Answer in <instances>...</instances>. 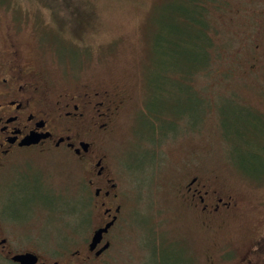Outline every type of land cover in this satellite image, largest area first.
Here are the masks:
<instances>
[{
    "label": "rangeland",
    "instance_id": "obj_1",
    "mask_svg": "<svg viewBox=\"0 0 264 264\" xmlns=\"http://www.w3.org/2000/svg\"><path fill=\"white\" fill-rule=\"evenodd\" d=\"M220 1L222 9L207 8L211 60L204 71L194 73L195 95L202 101L199 113L188 102L157 95L155 83L162 87L176 79L163 76L166 67L183 64L188 53L174 62L157 50L167 0L0 2V50L15 38L22 53L38 57L51 78L114 86L124 100L102 145L122 205L121 222L112 230L119 243L106 251L104 264H221L207 260L215 244L243 246L263 233L264 55L243 51L255 44L264 0ZM189 56L194 61L196 55ZM171 85L177 90L172 97L178 99L179 87ZM154 90L159 101L153 107L158 110V102L162 110L150 115L156 124L147 118L146 106ZM164 102L175 108H164ZM184 106L189 113L179 123L161 120ZM45 167L61 192L47 201L56 210L51 220L52 230L58 231L76 190H88L71 156L52 155ZM195 175L238 194L241 214L223 232L201 234L195 221L188 220L177 190ZM93 203L87 206L89 225L86 215L82 220L68 217L84 237L99 223Z\"/></svg>",
    "mask_w": 264,
    "mask_h": 264
},
{
    "label": "flooded vegetation",
    "instance_id": "obj_2",
    "mask_svg": "<svg viewBox=\"0 0 264 264\" xmlns=\"http://www.w3.org/2000/svg\"><path fill=\"white\" fill-rule=\"evenodd\" d=\"M259 14L264 17V2ZM256 30L252 49L243 51L247 56L264 55V21ZM40 62L24 55L15 38L0 50V264H104L106 251L119 243L112 230L121 222L122 205L102 145L124 100L114 86L53 79ZM67 154L82 172L90 206L94 201L98 210L99 223L86 237L79 225L64 224L65 218L52 230L51 197L61 192L45 166L52 155ZM214 184L195 175L177 190L188 220L205 235L223 232L242 209L238 194ZM83 192L76 190L74 197L79 200ZM104 227L91 248L95 230ZM215 245L209 263L264 264V230L243 246Z\"/></svg>",
    "mask_w": 264,
    "mask_h": 264
},
{
    "label": "trees",
    "instance_id": "obj_3",
    "mask_svg": "<svg viewBox=\"0 0 264 264\" xmlns=\"http://www.w3.org/2000/svg\"><path fill=\"white\" fill-rule=\"evenodd\" d=\"M0 2L3 3V0H0ZM167 2L168 3H166V5L164 6L165 11L162 16L166 18V21H162V18H160L161 16H158L161 22L164 23L161 24L162 33H160L159 31L160 34H157V50L161 52L164 58H170L174 62H176L177 59H181L182 53H188L184 54L185 56L183 57V59L185 58L187 61L182 62L183 64H171L167 66L166 69L164 68V77L170 79L171 77H174L176 79L174 81H166V84L168 85H164L162 87L157 86V84L155 83L156 91L158 88L157 95L167 94L165 96L166 100L175 98V101L181 100L183 101V103L188 102L189 109L192 111V106H195L196 108H198L199 113V107L202 101L199 96L195 95L196 88L193 86L195 82L194 73L202 72L206 69V67L209 65L212 54V39L210 37V33L208 32L210 29V25H212V19H210V22L207 19L210 16H208L207 8L211 5V10L215 8L222 9L224 3L220 0H167ZM163 49L164 52H162ZM175 50H177V52H175ZM191 52L196 55L194 61H189L191 60L189 56ZM190 64L192 66L189 67ZM173 83L177 84L179 87V92L177 93L178 99L176 98V96L172 97L177 91L176 88L174 89L171 85ZM153 84L154 82H152L151 87L155 88ZM148 98L149 101L146 106L149 116L147 118L150 119L153 124H156V121H154L153 118L150 117V115L153 113H155L156 116L161 115V104L157 102L158 110L153 107V102H155L154 100L159 101V97L157 98L154 90L152 95L148 96ZM163 105L164 108H166L167 106H170L172 109L175 108L171 106V104H165V102ZM187 110V106L181 107L180 111L177 114H174L173 111L171 112L172 114H169V116L166 117L167 119H165V117H162L161 120H169L170 122L172 121V124L173 122L179 123V121L183 119V116H185L184 113H186ZM152 126L153 125L151 123V128ZM150 140L152 141V139ZM81 197V200L76 199L75 201H71L73 202V207L71 208V210H69V213L67 212L68 215L66 214L67 218H65L67 219L65 223L69 227L77 225L76 223L74 225H70V221L68 222V217H72L73 215L74 216L72 218H79L78 220H82L86 215L85 222H87V225L90 224V209H88L87 207L90 202V196L87 192H83Z\"/></svg>",
    "mask_w": 264,
    "mask_h": 264
},
{
    "label": "water",
    "instance_id": "obj_4",
    "mask_svg": "<svg viewBox=\"0 0 264 264\" xmlns=\"http://www.w3.org/2000/svg\"><path fill=\"white\" fill-rule=\"evenodd\" d=\"M106 230H107V227L99 228V229L95 230L93 237H92V240H91V244H90L91 248H94L96 242L100 239L102 233L106 232Z\"/></svg>",
    "mask_w": 264,
    "mask_h": 264
}]
</instances>
